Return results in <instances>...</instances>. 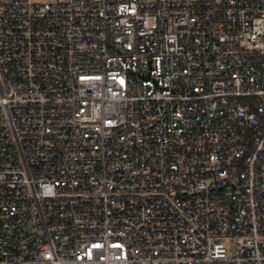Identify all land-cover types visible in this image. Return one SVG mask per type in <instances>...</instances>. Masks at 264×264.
<instances>
[{"label": "built area", "instance_id": "2783aa9c", "mask_svg": "<svg viewBox=\"0 0 264 264\" xmlns=\"http://www.w3.org/2000/svg\"><path fill=\"white\" fill-rule=\"evenodd\" d=\"M0 264H264V0H0Z\"/></svg>", "mask_w": 264, "mask_h": 264}, {"label": "rangeland", "instance_id": "374dc122", "mask_svg": "<svg viewBox=\"0 0 264 264\" xmlns=\"http://www.w3.org/2000/svg\"><path fill=\"white\" fill-rule=\"evenodd\" d=\"M48 1H56V0H48Z\"/></svg>", "mask_w": 264, "mask_h": 264}]
</instances>
